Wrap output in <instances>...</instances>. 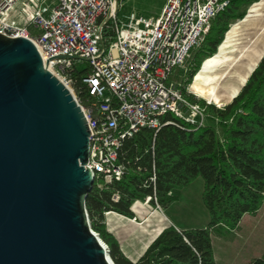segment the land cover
<instances>
[{
	"label": "trees",
	"instance_id": "trees-1",
	"mask_svg": "<svg viewBox=\"0 0 264 264\" xmlns=\"http://www.w3.org/2000/svg\"><path fill=\"white\" fill-rule=\"evenodd\" d=\"M258 1L230 0L211 19L180 78L183 96L204 109V124L195 126L166 114L163 119L167 123L158 131L143 128L122 140L116 159L122 166L118 179L103 185L101 178L94 179L85 201L87 216L114 264H215L211 234L235 231L244 215H253L260 208L264 200V54L222 108L186 90L202 60L217 51L230 23L242 19L247 8ZM27 26L30 37L39 34L31 23ZM103 34L106 43L114 35L111 30ZM84 71H74L71 87L79 103L87 106L88 93L80 81ZM196 178L203 183L201 201L208 215L205 227L180 229L168 225L136 261L127 258L107 231L104 213L113 211L131 218L130 205L147 196H151L152 207L154 197L160 208H166L176 200L172 191ZM249 264H264V257Z\"/></svg>",
	"mask_w": 264,
	"mask_h": 264
},
{
	"label": "built area",
	"instance_id": "built-area-1",
	"mask_svg": "<svg viewBox=\"0 0 264 264\" xmlns=\"http://www.w3.org/2000/svg\"><path fill=\"white\" fill-rule=\"evenodd\" d=\"M17 1L0 0V34L32 41L47 70L71 91L72 74L85 69L80 81L88 93L87 106L76 100L89 130L85 167L93 180L101 178L100 185L119 178L117 150L140 129L158 131L167 123L166 114L204 124V109L188 101L180 81L170 76L174 69L183 70L211 19L230 0H165L155 17L130 12L124 19L118 17L120 0H56L53 7L30 0L34 8L14 18L10 11ZM28 23L39 30L37 36H29ZM104 30L114 33L107 43ZM152 199L153 209H160ZM150 200L134 201L130 220L139 218L134 207H152Z\"/></svg>",
	"mask_w": 264,
	"mask_h": 264
},
{
	"label": "water",
	"instance_id": "water-1",
	"mask_svg": "<svg viewBox=\"0 0 264 264\" xmlns=\"http://www.w3.org/2000/svg\"><path fill=\"white\" fill-rule=\"evenodd\" d=\"M88 137L32 41L0 34V264H114L87 216Z\"/></svg>",
	"mask_w": 264,
	"mask_h": 264
},
{
	"label": "rangeland",
	"instance_id": "rangeland-1",
	"mask_svg": "<svg viewBox=\"0 0 264 264\" xmlns=\"http://www.w3.org/2000/svg\"><path fill=\"white\" fill-rule=\"evenodd\" d=\"M33 1L48 7H53L57 3L56 0ZM164 2L165 0H124L119 6L118 17L124 19L130 12H134L137 15L155 17L159 15ZM253 4L247 8L244 17L248 14ZM32 8L34 7L30 0H18L10 11V16L22 18L24 11L31 10ZM238 21L239 20H236L230 23L229 29ZM195 49L191 51L190 57L186 61L183 70L174 69L170 79L180 81L182 74L187 69L191 54ZM205 59L206 58H204L202 62ZM81 66L84 67L85 63ZM193 77L191 82L186 86V90L194 95L195 98L205 100L207 104L222 108L209 103L204 97L197 95L191 90L190 84L193 81ZM242 84L238 86V90ZM70 88L72 87L70 86ZM238 90L236 92H238ZM72 93L76 97L73 90ZM230 101L231 99L227 100V103ZM202 185V180L196 178L186 187L172 191V194L176 196V200L168 207L155 210L150 206H142L146 211L138 207L136 212L139 218L136 221L122 220V222H118V224L113 227V230L110 231V228L106 229L117 239L123 254L135 259L142 254L145 246L155 234H157L162 227L170 225V222H173L177 227L182 229L200 228L203 224L208 222V215L201 201ZM211 242L215 264H249L256 258H263L264 200L255 214L246 215L239 222V226L235 231L224 232L222 234H211Z\"/></svg>",
	"mask_w": 264,
	"mask_h": 264
},
{
	"label": "bare ground",
	"instance_id": "bare-ground-1",
	"mask_svg": "<svg viewBox=\"0 0 264 264\" xmlns=\"http://www.w3.org/2000/svg\"><path fill=\"white\" fill-rule=\"evenodd\" d=\"M263 52L264 0H260L226 32L217 51L202 62L190 84L191 90L209 103L224 107Z\"/></svg>",
	"mask_w": 264,
	"mask_h": 264
},
{
	"label": "crops",
	"instance_id": "crops-1",
	"mask_svg": "<svg viewBox=\"0 0 264 264\" xmlns=\"http://www.w3.org/2000/svg\"><path fill=\"white\" fill-rule=\"evenodd\" d=\"M141 208V209H143L144 211H146V209L144 208V207H142V206H140V205H138L137 206V208ZM137 210V209H136ZM136 210H134V214H138L137 212H136ZM142 210V211H143ZM246 215H244L243 217H242V219L245 217ZM241 219V220H242ZM122 220H130V218H128V217H126V216H123V215H120V214H118V213H116V212H113V211H110V213L106 216V218H105V225H106V228H110V231L111 230H113V227L114 226H116V224H118V222H122ZM207 222V221H206ZM205 222V223H206ZM170 225H173L174 227H177L173 222H170ZM205 225L206 224H203L200 228H203V227H205ZM166 226H164V227H162L161 229H160V231L157 233V234H155V236L149 241V243L145 246V248H144V250L147 248V246L152 242V240L161 232V230L163 229V228H165ZM177 228H179V227H177ZM107 229V230H108ZM180 229H182V228H180ZM111 233V232H110ZM121 249V248H120ZM144 250H143V252H144ZM142 252V253H143ZM126 256V255H125ZM141 256V255H140ZM139 256V257H140ZM127 258H129L130 260H132V261H136L139 257H136L135 259H132V258H130V257H128V256H126Z\"/></svg>",
	"mask_w": 264,
	"mask_h": 264
}]
</instances>
